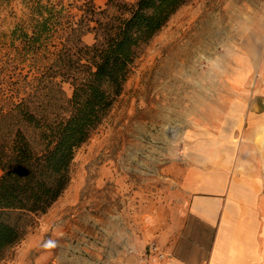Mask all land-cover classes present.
<instances>
[{"label":"rangeland","instance_id":"374dc122","mask_svg":"<svg viewBox=\"0 0 264 264\" xmlns=\"http://www.w3.org/2000/svg\"><path fill=\"white\" fill-rule=\"evenodd\" d=\"M35 1L0 0V103L10 99L7 91L31 85L35 62L20 29L25 23L31 36ZM107 3L94 0L99 9ZM82 42L93 44L94 33ZM62 87L70 97L71 86ZM256 98L264 111V0H192L181 7L143 49L112 109L75 153L58 207L74 228L55 264H108L110 243L129 231L138 239L182 225L186 202L177 177L186 148L229 136L238 144L235 131ZM41 218L28 221L23 240ZM19 244L0 264H18ZM150 245L162 250L149 242L148 257Z\"/></svg>","mask_w":264,"mask_h":264},{"label":"trees","instance_id":"16d2710c","mask_svg":"<svg viewBox=\"0 0 264 264\" xmlns=\"http://www.w3.org/2000/svg\"><path fill=\"white\" fill-rule=\"evenodd\" d=\"M81 1L36 0L31 36L21 25L35 70L31 85L0 103V261L24 239L28 221L65 192L76 151L112 109L135 61L192 0H108L106 9ZM86 32L94 33L91 45L82 42Z\"/></svg>","mask_w":264,"mask_h":264},{"label":"crops","instance_id":"0c3cea01","mask_svg":"<svg viewBox=\"0 0 264 264\" xmlns=\"http://www.w3.org/2000/svg\"><path fill=\"white\" fill-rule=\"evenodd\" d=\"M249 101V113L234 130L238 144L229 136L186 148L177 177L186 202L182 225L138 239L129 231L110 243L108 264H264V111L257 98ZM60 198L19 244L18 264H55L65 256L60 249L69 250L63 241L74 226L68 212L59 211ZM152 241L166 255L162 261L146 255Z\"/></svg>","mask_w":264,"mask_h":264},{"label":"built area","instance_id":"2783aa9c","mask_svg":"<svg viewBox=\"0 0 264 264\" xmlns=\"http://www.w3.org/2000/svg\"><path fill=\"white\" fill-rule=\"evenodd\" d=\"M148 253L152 257L153 260L162 261L166 257V255L163 252H161L158 249V247L155 245H150L148 247Z\"/></svg>","mask_w":264,"mask_h":264}]
</instances>
